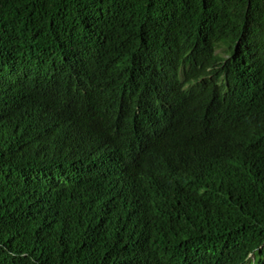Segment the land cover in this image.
Returning a JSON list of instances; mask_svg holds the SVG:
<instances>
[{
    "label": "trees",
    "instance_id": "16d2710c",
    "mask_svg": "<svg viewBox=\"0 0 264 264\" xmlns=\"http://www.w3.org/2000/svg\"><path fill=\"white\" fill-rule=\"evenodd\" d=\"M0 264H264V0H0Z\"/></svg>",
    "mask_w": 264,
    "mask_h": 264
},
{
    "label": "clouds",
    "instance_id": "9594fccd",
    "mask_svg": "<svg viewBox=\"0 0 264 264\" xmlns=\"http://www.w3.org/2000/svg\"><path fill=\"white\" fill-rule=\"evenodd\" d=\"M168 153L172 154V156H175V157H181L180 154H178L177 152H169V151H167V150H164V149L161 147V152H160V156H159V158H158V162L155 163V167H156V168H157V167H161V166L167 164L169 158H165V156H166V154H168Z\"/></svg>",
    "mask_w": 264,
    "mask_h": 264
},
{
    "label": "rangeland",
    "instance_id": "374dc122",
    "mask_svg": "<svg viewBox=\"0 0 264 264\" xmlns=\"http://www.w3.org/2000/svg\"><path fill=\"white\" fill-rule=\"evenodd\" d=\"M251 261H252V262L254 261L253 257L251 258Z\"/></svg>",
    "mask_w": 264,
    "mask_h": 264
}]
</instances>
